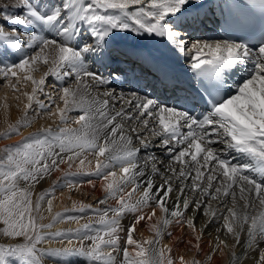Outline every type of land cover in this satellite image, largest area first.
<instances>
[{
    "label": "snow or ice",
    "instance_id": "1",
    "mask_svg": "<svg viewBox=\"0 0 264 264\" xmlns=\"http://www.w3.org/2000/svg\"><path fill=\"white\" fill-rule=\"evenodd\" d=\"M244 3L258 4L264 10V0ZM214 6H220L217 0H14L11 6L0 5V78L10 82L23 75L25 81H31L34 87L32 94H26V108L36 104L42 112L59 114L61 124L69 122L70 112L80 113L74 120L78 128L43 129L50 139L25 138L22 147L5 150L6 163L0 160V236L17 242L0 244V264H12L13 259L19 264H43L45 257L71 264L68 258L74 256L85 257L93 264H118L114 253L119 252V264H175L171 248L159 246L167 226L173 222L181 227L186 224L195 241L188 243L200 256L203 231L211 221L197 230L196 217L219 220L221 216L205 204L208 198L226 204L227 197H231L233 207L223 215V227L234 245L244 248L246 243L248 255L254 254L253 264H264V211H249L257 203L264 209V39L258 46H250L232 38H195L192 34ZM9 7L20 9V14L10 13ZM13 25L23 26V30ZM121 33L155 40L162 50L117 53L114 37ZM261 35L264 37V33ZM169 53L187 61L188 79L169 66ZM118 54L148 70L155 84L146 82L144 87L152 88V93L140 88L116 90L121 81H140L141 76L131 68L127 72L115 69L108 75L93 70L110 66ZM41 62L49 68L37 81L31 73ZM48 76L55 78L58 96L45 94V104L38 93H44ZM11 86L16 88L15 84ZM156 87L171 94V104L160 101ZM93 89H103L97 93L103 98L86 101L85 95H91ZM57 99L64 107L56 103ZM52 105H56L55 113ZM12 133L19 134V126L13 127ZM86 154L97 157L95 171L81 168L78 173H64V177L111 178L105 198L98 203L108 205L111 198L116 205L96 210L95 223L103 226L102 230L90 234V218L75 231L45 233L53 225L40 224L37 213L46 196L51 212L57 185L33 201L35 185L60 170L61 165L72 169L79 161L83 166ZM239 157H247L250 162L243 163ZM116 168L122 174L119 179ZM154 178L161 183L156 184ZM87 182L95 187L92 180ZM63 186L74 188L78 184L68 180ZM129 186L132 192L126 196ZM135 192L142 195L132 203ZM174 193L179 194L170 209ZM238 200L243 202L239 212L235 210ZM147 207L153 209L152 216L156 207L165 216L158 221L159 227L149 225L156 239L142 244L133 233L145 220L143 211ZM189 208L194 209L191 217L187 215ZM86 209L90 206L81 204L78 211L83 214ZM130 214L133 222L124 229L121 219ZM57 217L64 218V214ZM67 219L78 221L80 217ZM125 231L122 246L121 233ZM65 237L67 247H39L46 239ZM73 238L79 243L74 245ZM220 244L228 246L220 241L217 250ZM204 255L207 264H212V250ZM232 259L240 264L235 252ZM179 264L204 262L180 257Z\"/></svg>",
    "mask_w": 264,
    "mask_h": 264
},
{
    "label": "bare ground",
    "instance_id": "2",
    "mask_svg": "<svg viewBox=\"0 0 264 264\" xmlns=\"http://www.w3.org/2000/svg\"><path fill=\"white\" fill-rule=\"evenodd\" d=\"M36 2V0H34ZM11 3H14V0H11ZM0 5H3V3H0ZM11 6V4H8ZM134 7V6H133ZM10 9V7H9ZM8 9V10H9ZM16 14L20 13V9H16ZM112 14H115L114 12ZM13 27L20 28V25H13ZM7 30V29H6ZM114 49L116 51H119V48L121 47L123 50H132V49H145L148 51L152 52H157V50H162V46L158 44L155 40L151 39H145V40H139L137 39L134 35H127L125 37H114V44H113ZM121 52V51H120ZM158 54V53H157ZM168 57L173 58L172 54L169 53ZM178 61L182 63L183 65H187V61L179 58ZM176 61V62H178ZM170 65H172L170 63ZM36 71L32 72L31 75L33 78L37 81H39L44 74L48 71L49 65H44L42 62L37 64L36 66ZM116 69L115 65V60L113 58V62L111 63L110 66H98L94 67L93 70H99L103 72L105 75H108L111 71ZM23 75H21L18 78H15L16 80H12L10 82H6L2 86V91L0 93V131L3 129L4 131L0 133V136L4 138H10L11 140L12 137L9 135H6L9 133V131L16 126H19V134L20 135H26L28 133H32L35 131H41L43 129H53L56 130L61 127H69V128H78L79 125L74 123V120L78 117L79 110L72 111L68 114V120L69 122L67 124H61L60 119H59V114H54V115H49L46 112H42L37 106L36 108L39 109L36 110L35 112L31 113L28 111V108H26V105L28 104L27 100V95L28 93H23L21 90L26 91L27 87L32 91L34 85L32 84L31 81L30 84L26 85V87H23V89L19 88H13L11 85L15 84L16 87L17 85H23L20 84V81L17 82L20 78H22ZM47 78H51V83H55V78L52 76H48ZM24 80V79H23ZM22 81V80H21ZM47 81V79H46ZM28 81H24L26 83ZM47 85V82L46 84ZM56 85V84H55ZM67 86V84L65 85ZM74 86V83H73ZM46 87V86H45ZM50 88L53 87L52 84L49 86ZM47 88V87H46ZM120 88H123L125 91H127V86L125 85L124 81H121L120 86L116 89L117 91L120 90ZM49 89V88H48ZM28 91V90H27ZM30 91V93H31ZM58 92L57 88H54L52 91L49 90V92ZM102 93L103 89H93L91 95H85V100L90 101L93 98L96 99H102V95H97V93ZM53 93V94H56ZM49 94V93H47ZM40 96V100L42 98ZM53 96V95H52ZM58 96V93H57ZM56 96V97H57ZM42 101V100H41ZM57 104L62 108L64 107L63 102L57 99ZM36 105V104H35ZM34 110V109H33ZM51 111L52 113L56 112V105L51 106ZM19 135V136H20ZM49 138L50 135H48ZM16 139V137H14ZM223 147V146H220ZM159 155V153H156ZM141 156H144V153H140ZM81 158H85L84 155L81 156ZM229 158H231V155H229ZM96 159L97 157L94 154H86V159H85V164L83 166L79 165V161H76L73 166L72 173H78L81 171V168L85 172H94L95 171V165H96ZM103 159V158H101ZM241 162L243 163H249V158L247 157H239ZM67 164L61 165L60 170L53 171L51 175L46 176L43 180L40 182H43V185L49 186V183L55 180H59L60 175L63 176L64 173L69 172L67 171ZM77 170H76V169ZM117 171V179L122 175L119 172V169L116 168L114 169ZM74 182L78 184L77 187L72 188L73 193H69L68 189L64 188L62 192L63 185L67 182H60V184H56L55 188V193L52 196V207H51V212L48 211V204H47V196L44 201L41 202V209L39 211V214H41V221L48 222L55 214L56 212H60L65 209H70L73 210L74 207L78 208L81 204L85 206L91 205L93 203V209H101L102 207L106 206H115L116 201L114 199L109 198L108 200V205H101L98 203V201L102 198H105L106 196V184L111 182V178L109 181H103L101 178H97L95 176H88V175H73L72 176ZM63 180V179H62ZM61 180V181H62ZM92 180L95 184V187L92 186V184H89L87 181ZM39 182V183H40ZM57 182V181H56ZM154 182L156 184H160L161 181L159 178H154ZM174 183H176L174 181ZM53 184V185H54ZM53 185H51L50 189H53ZM41 186V187H42ZM40 188V187H39ZM186 191H188L186 189ZM132 192V186H129L128 188L125 189V195L127 193ZM42 194V191H41ZM179 193H174L171 195V199L169 200L168 207L171 209L172 204L176 199V195ZM142 193L141 192H135L132 194L130 202L135 203L141 198ZM189 195L191 193L189 192ZM239 195V190L237 188V196ZM37 199V197H36ZM227 200L226 204H222L221 202L217 200H213L211 198H208V202L205 204V207L209 208L210 211H214L217 213V215H220L221 218L219 220H215L211 216H204V215H198L196 217V228L197 230H201L202 225L207 224L208 222L211 221V226L207 227L206 230L203 231V236H202V248H203V253L200 256H197V251L194 246L189 245V241H194V237L191 234V230L188 229L187 225L184 224L183 227L173 223H170L166 230L164 231V234L160 238V247H165L167 246L168 248H171V253L174 254L175 258V264H179V258L184 257L186 261H191L194 257H196L198 260H202L204 264H207V257L204 255L206 253H209V250H212L213 254V260L212 264H235L234 260L232 259L233 252L237 256L240 257V264H253V255H248L249 251L247 249V245L245 243L244 248H240L239 246L234 245L233 238L231 235H229L226 231V229L223 227L224 225V220H223V215H227V209L233 207V204L231 203V197L225 198ZM242 201H237V204L235 206V210L238 212L241 210V205ZM152 211L153 209L151 207H147L144 209L143 214L145 215V220L141 221L139 224L136 225V231L133 233V238L136 239L138 242H141L143 244L144 241L149 240V239H155V232L152 231L149 227V225H157L158 227L160 226L158 224V221H160L161 217L165 216V214L161 211L159 207L155 208V215L152 216ZM193 208H189L187 210V215L191 217L193 215ZM250 212H254L258 214L260 211H264L259 204L257 203L254 209H250ZM111 215V214H110ZM152 216L151 220H148L147 217ZM95 218L98 219V216L94 217H89L86 216L84 218L85 221L90 220ZM170 218V217H168ZM134 216L132 214L122 217L121 219V224L124 226L125 229L128 228V226L133 222ZM83 222V217L78 220V221H67V222H58V223H53L51 229H46L44 231H48L50 233H54L57 230H62L63 232L67 233L69 230L75 231V229L81 225ZM49 223V222H48ZM170 233V235L168 234ZM220 241H226L228 246H225V244H220L219 250L216 249V244H218ZM78 242L75 238H73V244ZM243 242V241H242ZM41 247L48 248V247H58V248H63L67 247V238L63 239H51L48 240L46 239L44 242H42ZM145 247H148L147 245H144ZM264 246V245H262ZM129 251L132 252L134 255V250L132 246H129ZM170 253V254H171ZM118 253H115L117 256ZM120 255L122 252L119 253ZM78 256L70 257L68 258L71 262V264H89L86 259L83 260H75V258ZM247 257V259H245ZM82 258V257H80ZM178 261H177V260ZM12 264H17V262L13 261ZM49 264H59L58 262H53ZM100 264V263H99Z\"/></svg>",
    "mask_w": 264,
    "mask_h": 264
},
{
    "label": "rangeland",
    "instance_id": "3",
    "mask_svg": "<svg viewBox=\"0 0 264 264\" xmlns=\"http://www.w3.org/2000/svg\"><path fill=\"white\" fill-rule=\"evenodd\" d=\"M0 3H3V4H12L11 3V0H0ZM10 13H12V14H16V10H15V8H12V7H10V9L8 10ZM17 14H20V13H17ZM19 29H21V30H23V26H21ZM117 37H125V36H127V35H125V34H123V33H121V34H118V35H116ZM9 60H10V58H9ZM47 79V85H45L44 86V93H38V95H39V98H40V96L41 95H45V94H47V93H49L51 96L53 95V97H56L57 96V93H56V91L55 92H49V90L50 91H52L54 88H56V81H55V83H51V78H46ZM12 80H16L15 78H13ZM22 80V81H21ZM19 81H20V84H22L21 82H23V85H17V87L16 88H21V89H23V87H26V85H28V84H30V82L28 81V82H26V83H24V81L25 80H23V77L22 78H20L19 79ZM6 83V81H4L3 80V78H0V90L2 91V86H3V84H5ZM26 84V85H25ZM50 84H52L53 85V87H49L50 86ZM49 88V89H48ZM28 90V91H27ZM1 91H0V93H1ZM30 87H29V89H28V87H27V89H26V91H24V90H21V92H25V93H28L29 95L30 94H32V91H31V93H30ZM53 93H56V94H53ZM41 100L45 103V104H47L48 103V100H47V96L45 95V96H42V98H41ZM56 103H57V101H56ZM36 106L37 105H35V104H33L32 105V107L31 108H28V111H30L31 113H33V112H35L36 110H38L39 111V109L38 108H36ZM34 109V110H33ZM4 130L2 129L1 131H0V133H2ZM9 133H12V129L9 131ZM32 134H35V135H32ZM20 134H15V133H12L11 135H9L10 137H12V136H14V137H16V139L14 138V137H12V139H14V140H11L10 138H4V137H2V135L0 136V160H3L5 163H6V152H5V150L6 149H8L9 148V146H16V145H19V146H23V142H25V138H28L29 140H31V139H35V138H40V139H50L49 138V136L48 135H46L44 132H43V130H41V131H35V132H32V133H28V134H26V135H20ZM11 150H13L14 151V149H11ZM67 169V171H70V170H73V168L72 169H70V170H68V167L66 168ZM76 169V168H75ZM77 170V169H76ZM72 172V171H71ZM60 178L61 179H57V180H55V181H51L50 183H49V186H47V185H43L42 186V184H43V182H40V183H38V184H36L35 185V187H34V189H33V195H32V199H33V201H36V197H38L40 194H41V191H42V193H48V192H50L51 191V189H50V187H51V185H53L54 183H57V184H60V182H66V181H68V180H71V181H74L75 179H73V177L72 176H69V177H67V178H65L64 177V175L63 176H61L60 175ZM63 179V180H62ZM62 180V181H61ZM57 181V182H56ZM21 186H24V184H23V182H21ZM42 186V187H41ZM40 187V188H39ZM64 188L66 189H68V192L69 193H73V191L74 190H72V188H68V187H62V190H60V192H62L63 190H64ZM127 196V195H126ZM90 206V209H86V211H85V213H83V214H81L79 211H78V209H79V207L78 208H75L74 207V209L73 210H70V209H65V210H62V211H58V212H56V214L50 219V220H48V222H45V221H41V214H39V213H37V219H38V222L40 223V224H53V223H58V222H67V221H71V220H68L67 219V216H79L80 217V219L83 217V222L81 223V225L80 226H78L76 229H79V228H81L82 227V225H84V224H86V223H89L90 222V220H87V221H85L84 220V218L86 217V216H89V217H94V216H97L96 215V210H98V209H96V208H94L93 209V203H91V205H89ZM102 208H104V207H102ZM101 208V209H102ZM57 214H64V218H58L57 217ZM79 219V220H80ZM98 219H95V218H93V219H91V221H92V223H93V227L92 228H90L89 229V232H90V234L92 233V232H94V231H96V230H102L103 229V226H101V225H99L98 223H95V221H97ZM123 228H124V226H122ZM51 229V228H50ZM75 229V230H76ZM125 229V228H124ZM57 231H60V230H57ZM56 231V232H57ZM60 232H63L62 230L60 231ZM45 233H50V232H46L45 231ZM55 233V232H54ZM126 235H127V233H126V231L125 232H122L121 233V245L123 246L124 244H125V241H126ZM124 237V238H123ZM156 239V238H155ZM17 241L16 240H12V239H9V238H6V237H3V236H0V244H12V243H16ZM79 242H76V243H74V245L75 244H78ZM42 245H39V247H41ZM148 246V245H147ZM41 248H44V247H41ZM56 248H58V247H48V248H44V249H56ZM120 253V252H119ZM117 254V256L116 257H118V259H117V261H118V264H119V261L122 259V254L120 255V254ZM114 255H115V253H114ZM171 255V257H172V259L174 260V258H175V256H174V254L173 253H171L170 254ZM85 260L86 259V261L89 263V264H93V262H91V261H89V260H87V258H85V257H82V258H80L79 256L78 257H76L75 258V260ZM177 260V259H176ZM13 261H15V262H17V264H19V262L18 261H16L15 259H13ZM59 261V264H64V261H63V259H61V258H53V257H45L44 259H43V264H49V263H55V262H58ZM178 261V260H177ZM100 262H95V264H99Z\"/></svg>",
    "mask_w": 264,
    "mask_h": 264
}]
</instances>
